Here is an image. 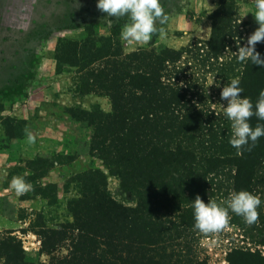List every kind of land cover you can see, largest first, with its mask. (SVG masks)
<instances>
[{"label": "trees", "instance_id": "16d2710c", "mask_svg": "<svg viewBox=\"0 0 264 264\" xmlns=\"http://www.w3.org/2000/svg\"><path fill=\"white\" fill-rule=\"evenodd\" d=\"M207 20L208 38L187 48L152 41L125 53L119 25L106 36L86 26L79 38L57 39L56 73L74 74L76 94L109 100L108 112L94 105L75 117L90 132L88 154L107 173L92 168L74 175L76 195L66 202L68 219L32 229L47 262L27 260L21 239L8 230L0 232L2 264H211L199 253L202 232L194 228L191 201L199 195L205 203L225 202L233 190L262 194L264 136L258 139L260 157L238 153L229 143L231 121L218 104L213 106L214 95L204 82L207 74L222 86L240 76L241 95L255 105L264 90V67L240 63L231 53L255 30L243 28L235 0H218ZM256 50L264 54V42ZM24 123L0 117L6 136L0 146L21 138ZM31 166L25 180L33 185L32 196H41L37 182L45 172L39 159ZM107 176L117 180L132 205L112 197ZM226 260L264 264V253L233 246Z\"/></svg>", "mask_w": 264, "mask_h": 264}, {"label": "rangeland", "instance_id": "374dc122", "mask_svg": "<svg viewBox=\"0 0 264 264\" xmlns=\"http://www.w3.org/2000/svg\"><path fill=\"white\" fill-rule=\"evenodd\" d=\"M235 1L239 17L245 21L243 28L256 29L259 25L253 16L254 0ZM161 3L168 14V20L158 25L161 31L153 34L147 43L128 44L121 38L126 18L113 17L112 24L107 25V14L96 8V0H0V117L25 122L21 138L0 146V232L14 231L22 241L27 260L48 261L49 256L40 253V241L32 229L68 219L66 202L76 195L72 177L92 168L107 173L101 161L88 154L90 132L81 128L75 117L78 110L94 105L108 112L109 100L105 96L76 94L74 74L56 73L53 51L57 39L79 38L86 26L106 36L114 25H119L121 47L128 53L147 47L152 41L154 46L179 49L208 38L207 15L215 9L218 0H161ZM244 44L246 40L241 45ZM212 77L207 74L204 86L214 95V103L226 106L227 101L220 99L222 83L221 88L215 84L208 87ZM250 123L255 127L259 122L252 116ZM5 138L0 130V139ZM242 154L260 157V140L251 147L245 145ZM66 156L74 159L66 162ZM38 159L45 172L37 182L43 189L41 196H32V190L17 193L11 187L12 178L28 176L31 163ZM261 172L264 177V169ZM107 188L115 200L133 204L129 195L119 189L115 178L107 176ZM260 188L262 194L256 195L264 201V184ZM257 211L259 216L253 223L230 212L229 223L220 231L202 232L201 257H207L211 264H228L226 255L233 246L264 253V203ZM21 229L29 230L22 233Z\"/></svg>", "mask_w": 264, "mask_h": 264}, {"label": "clouds", "instance_id": "9594fccd", "mask_svg": "<svg viewBox=\"0 0 264 264\" xmlns=\"http://www.w3.org/2000/svg\"><path fill=\"white\" fill-rule=\"evenodd\" d=\"M254 6L253 16L259 26L247 37L246 44L238 46L235 52L228 51L240 63H247L250 60L253 65L264 67V54L256 50L257 43L264 42V0H254ZM96 8L107 14L105 22L109 26L113 22L111 19L113 17L116 20L126 18L121 38L128 44L149 42L153 34L161 31L158 25L168 20L161 0H96ZM214 78L215 76L211 78L208 87L215 84L217 88H221L220 81ZM240 83V76H235L222 86L220 99L227 101L226 106L221 103L212 104L213 106L218 104L224 116L231 121L232 136L229 143L242 154L245 145L251 147L264 136V124L257 123L253 127L250 123V118L254 115L259 120H264V90H261L254 105L250 97L241 95L244 90ZM11 187L17 193L24 194L32 190L33 185L25 180L24 175H17L12 178ZM262 203L264 201L259 195L247 190L231 191L224 203L215 199H208L205 203L197 195L191 201L194 228L203 233L218 232L229 223L230 212L244 217L248 223H253L258 219L257 209Z\"/></svg>", "mask_w": 264, "mask_h": 264}]
</instances>
